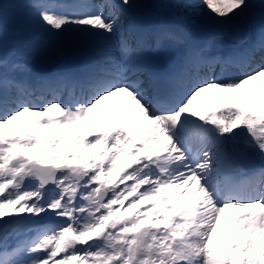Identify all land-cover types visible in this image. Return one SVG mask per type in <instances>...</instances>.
<instances>
[{"label": "snow or ice", "instance_id": "obj_1", "mask_svg": "<svg viewBox=\"0 0 264 264\" xmlns=\"http://www.w3.org/2000/svg\"><path fill=\"white\" fill-rule=\"evenodd\" d=\"M28 6L49 35L75 30L97 61L35 78L0 55V264H264V165L244 184L236 175L247 151L264 161V16L216 55L189 42L185 19L138 24L132 0ZM204 6L226 25L250 3ZM45 43L35 34L25 46ZM169 49L172 70L153 71L146 53Z\"/></svg>", "mask_w": 264, "mask_h": 264}, {"label": "rangeland", "instance_id": "obj_2", "mask_svg": "<svg viewBox=\"0 0 264 264\" xmlns=\"http://www.w3.org/2000/svg\"><path fill=\"white\" fill-rule=\"evenodd\" d=\"M137 1L141 2L142 0L141 1L137 0ZM143 1H146V3L154 2L152 6L156 5L157 3H160L161 4L160 6H157V5L156 6L160 7V12L165 13L161 10V8L164 5H168V2L170 0H143ZM180 1L182 2L180 6L181 12L185 13V15L188 16L190 19L197 20L198 19V15L196 13L197 8L193 10L192 8L187 7L186 0H180ZM255 1L261 2L262 0H255ZM6 8H7L6 22L8 25L7 27H9L8 33L11 34L12 38L10 40L6 39L8 36L5 33L3 37V44L2 46H0V54L7 57L8 59L15 58L17 61L20 60V56L23 55L25 51H28V49L25 46V42L28 41L29 38L35 34H40L41 36H43V38H45L44 34H46L49 36L48 37L49 40H55V42L60 41L59 44H63V45H65L64 42H66L69 36L70 38L72 37V32L70 33L64 32L58 35H49L43 27H41L40 29L39 27L40 23L35 19L33 10L28 6V0H8V2L6 3ZM206 10L209 11L205 6H204V9H200L201 12H205ZM165 15L167 14L165 13ZM168 23L167 25H169ZM151 24H154V23H150L149 26H151ZM76 41H78L81 44L82 52L84 51L88 52L86 48L91 51L93 50L91 46L84 43L80 38L76 39ZM54 45H56V43ZM44 52H48V49L41 48L39 51L35 52L34 53L35 58L39 57L40 54ZM63 52H65V50ZM35 58L33 56H29L27 59H22L21 61H27L28 63L30 60L35 61ZM36 59H40V58H36ZM115 101L116 100L114 101L112 100V101H109V103H115ZM65 148H66L65 150V153H66L67 147ZM247 152L253 154L250 150Z\"/></svg>", "mask_w": 264, "mask_h": 264}, {"label": "bare ground", "instance_id": "obj_3", "mask_svg": "<svg viewBox=\"0 0 264 264\" xmlns=\"http://www.w3.org/2000/svg\"><path fill=\"white\" fill-rule=\"evenodd\" d=\"M141 1V0H140ZM148 2V1H147ZM152 2V1H151ZM133 3V1H132ZM197 3V7H199L200 9H204V0H196ZM249 3L251 4L252 1L249 0ZM261 8L264 9V0H262L261 2ZM135 8L140 9L139 14L137 15L138 18H142V17H153L154 15H156V13H154L152 11V7H150L146 1H142L141 3H135L134 4ZM253 11V9H252ZM252 16V14H251ZM254 17H256V22L254 23V25L256 26V28L254 27V30H258L259 28V23H260V19L261 16L256 14L253 15ZM136 21V20H134ZM138 24H140L139 22H137ZM38 25V24H37ZM150 25V24H149ZM241 26V25H240ZM39 27L41 29V24H39ZM43 32V31H42ZM65 32H72V37L70 38V36L68 37V39L66 40L65 43V48L63 49L64 45L63 44H59L60 41L56 42V45H53L52 47V51H48V52H44L42 54H40V59H36L35 61L30 60L28 62V64L30 65L31 69H35V71L44 68V67H48L50 68V70L56 72L54 73L52 76H56L57 74H60V70H66L69 71L71 65H73L75 63V61H68L64 58V50H73L75 53L72 57V59H74L75 57H77L79 54H88L89 52H82V46L81 44L76 41V39L79 38V34L75 31V30H69V31H65ZM256 32H254L255 34ZM253 34V35H254ZM67 36V34H66ZM67 53V52H65ZM170 55H173V52H171L170 54H167V57H169ZM96 63H92V60H88V62L86 63V66L92 67L95 66ZM81 69V68H80ZM206 94H203V96L201 98H199L198 102L202 103V99L203 97H205ZM109 103V102H108ZM106 122H108V119H104ZM109 124V123H108ZM66 150V148H65ZM251 175V174H249ZM248 175V176H249Z\"/></svg>", "mask_w": 264, "mask_h": 264}]
</instances>
